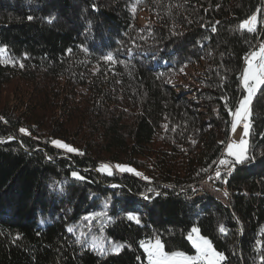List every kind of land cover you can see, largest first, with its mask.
Wrapping results in <instances>:
<instances>
[{
  "label": "trees",
  "instance_id": "obj_1",
  "mask_svg": "<svg viewBox=\"0 0 264 264\" xmlns=\"http://www.w3.org/2000/svg\"><path fill=\"white\" fill-rule=\"evenodd\" d=\"M263 41L264 0H0V264H147L141 241L194 254V227L264 264V85L248 159L220 164Z\"/></svg>",
  "mask_w": 264,
  "mask_h": 264
},
{
  "label": "snow or ice",
  "instance_id": "obj_2",
  "mask_svg": "<svg viewBox=\"0 0 264 264\" xmlns=\"http://www.w3.org/2000/svg\"><path fill=\"white\" fill-rule=\"evenodd\" d=\"M31 19V17L29 18ZM257 23V16L253 15L247 20L243 21L240 25L241 29H246L249 32L255 30V25ZM7 52L6 47H0V62H2V58L5 56ZM107 59H112L111 55L107 57ZM23 65H21L22 67ZM243 85L247 91V95H245L240 101L238 107H236L235 112L232 113L235 117L234 122L232 124L233 130L236 129L237 125L243 122V134L244 137L248 135L249 132V123L251 116V103L253 97L257 91V89L264 85V44H262L258 51L252 53L250 58H247V67L243 72ZM21 132H26L25 129H21ZM53 144L58 147L66 148L69 152H75L76 149L61 143L60 141H53ZM227 154L229 156L234 157V163L239 164L245 162L248 159L247 157V140L241 138L239 143H229L227 145ZM229 163H233L227 160H221L220 164L227 165ZM108 165H103L102 170L108 169ZM120 171H135L134 169L128 168L127 166L117 165ZM111 174V173H109ZM140 175V173H136ZM73 175H77L73 173ZM217 176L220 175L219 172L216 173ZM227 195V193H225ZM130 220L135 219L137 223L139 220L130 215L128 217ZM71 231V229H69ZM220 231L223 232L224 228L221 227ZM192 233L189 234L188 240L191 241L193 247L196 249L197 255L189 256L183 252H171L168 253L164 250V245L160 241L159 238L156 239L154 244L151 246H145L144 242L141 241V246L145 248V252L148 254V260L150 264H197L198 261H204L205 264H220L221 261L225 259L223 253L216 251L213 247L212 242L206 237L200 235L199 229L193 228ZM123 247V245L115 246V251L119 252V250Z\"/></svg>",
  "mask_w": 264,
  "mask_h": 264
},
{
  "label": "rangeland",
  "instance_id": "obj_3",
  "mask_svg": "<svg viewBox=\"0 0 264 264\" xmlns=\"http://www.w3.org/2000/svg\"><path fill=\"white\" fill-rule=\"evenodd\" d=\"M256 16H257V15H256ZM146 17H147V14H146V13H141V20H144ZM257 22H258V18H257ZM256 24H257V23H256ZM255 26H257V25H255ZM262 44H264V41L259 45V47H258L257 49L251 51V52L248 54L247 58H250L253 52L258 51L259 48H260V46H261ZM247 58H246V63H245V66H244V68H243L242 74H243V72H244V69L247 67ZM192 74H193V70H192V69H188V71L185 72V74L179 79V83H180V84H184L183 87H184L186 90H187V89H191L190 87H191V85H192V83H193ZM241 86H242V89H243V92H244V93H243V95L241 96L240 100H241L245 95H247V91H246V89L244 88V85H243V75L241 76ZM258 89H259V88H258ZM258 89H257L256 93L258 92ZM256 93H255V95H256ZM255 95H254V96H255ZM253 98H254V97H253ZM240 100H239V101H240ZM238 105H239V103H238ZM238 105H237V107H238ZM235 109H236V108H235ZM234 112H235V110L233 111V113H234ZM234 119H235V117H234V115L232 114V124H233V122H234ZM248 123H249V125H250V120L248 121ZM232 124H231L232 134H231V138H230L228 144H229V143H239V141L241 140V138H244V139L247 140V150H248V148H249V132H248V135H247L246 137H244V134H243V122H241L240 124H238L235 130H233V128H232ZM249 131H250V126H249ZM228 144H227V145H228ZM227 145H226V158H225V160L229 161V158H230V157L233 158V159H234V157L229 156V155L227 154ZM217 172H219V171L213 172L211 175H209V176L204 180V182L206 181V182H211L212 184H214V188H216V189H213V190H217V193L214 194V195H216V196L219 197L221 200H223V201L226 202L227 200H226V195H225L224 190L219 189V188L217 187V181H218L219 176H220V175H219V176L216 175ZM219 173H220V172H219ZM204 188L206 189V187H204ZM210 188H211V187H210ZM211 189H212V188H211ZM210 193H211V192H210ZM213 193H214V192H213ZM196 228H197V227H196ZM197 229H198V228H197ZM199 233H200V235H202L201 232H200V230H199ZM191 234H192L193 236H195L194 233H191ZM202 236H204V235H202ZM204 237H206V236H204ZM206 238L210 240L209 237H206ZM155 241H156V240H153V241H150V242H144V245H145V246H151V244H154ZM210 241H211V240H210ZM211 242H212V241H211ZM163 245H164V244H163ZM212 245H213V243H212ZM213 247H214V245H213ZM142 248H143V250H144V252H145V248H144V247H142ZM214 248H215V247H214ZM215 249H216V248H215ZM164 250H165V248H164ZM165 251H166V250H165ZM216 251H218V250L216 249ZM166 252H168V251H166ZM175 252H181V251H175ZM218 252H219V251H218ZM168 253H171V252H168ZM183 253H185V252H183ZM220 253H221V252H220ZM185 254H186V255H189V256H195V255H197V252H196V249H195L194 254H188V253H185ZM223 255H224V254H223ZM145 257H146V262H147V264H150V262H149V260H148V254H147V252H145ZM224 257H225V256H224ZM221 262H222V261H221ZM221 262H220V263H221ZM197 264H205V262H204V261H198Z\"/></svg>",
  "mask_w": 264,
  "mask_h": 264
},
{
  "label": "bare ground",
  "instance_id": "obj_4",
  "mask_svg": "<svg viewBox=\"0 0 264 264\" xmlns=\"http://www.w3.org/2000/svg\"><path fill=\"white\" fill-rule=\"evenodd\" d=\"M255 27H256V26H255ZM211 184H212L211 182H206V181L204 182V181H203V182L201 183V187H202L203 190H209V192L211 191V193L214 195V194L217 193V190H213V189H216V188H214V184H212V185H211ZM204 187H206V189H205ZM210 187H211L212 189H211ZM213 192H214V193H213ZM215 196H216V195H215ZM216 197H217V196H216Z\"/></svg>",
  "mask_w": 264,
  "mask_h": 264
},
{
  "label": "built area",
  "instance_id": "obj_5",
  "mask_svg": "<svg viewBox=\"0 0 264 264\" xmlns=\"http://www.w3.org/2000/svg\"><path fill=\"white\" fill-rule=\"evenodd\" d=\"M212 185V184H211Z\"/></svg>",
  "mask_w": 264,
  "mask_h": 264
}]
</instances>
